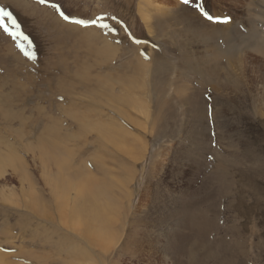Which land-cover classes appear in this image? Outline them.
I'll return each mask as SVG.
<instances>
[{
    "label": "rangeland",
    "instance_id": "1",
    "mask_svg": "<svg viewBox=\"0 0 264 264\" xmlns=\"http://www.w3.org/2000/svg\"><path fill=\"white\" fill-rule=\"evenodd\" d=\"M53 4H59L72 20H64ZM199 4H203L219 20L206 19L197 7ZM0 7L12 12L19 25L16 29L8 20L10 31L20 33L9 35L0 27V153L6 157L15 154L21 160L18 164L24 166L23 169L19 166L16 169L14 166L17 164L9 166L0 161V255L7 259L1 264L44 263L43 260L30 259L26 256L28 254L33 258L47 255V264H178L180 259L184 263L187 258H183L178 250L179 238L185 235L181 244L187 249L194 244V239L189 237L190 229L183 225L190 213L186 214V210L197 207L195 195H203L206 191L203 188L210 184L213 189L215 180H219L217 177L208 178V171L206 175H201L198 170L202 163L211 162L210 157L206 158L208 153L193 150L197 145L192 136L198 129L201 135L198 134V140L205 142L208 137L211 149L218 156L225 155L230 165L227 181L235 184L230 200L235 201L236 194L241 190V204L244 202L242 206H245L241 207V216L235 211L224 210L222 217L219 215L220 226L228 228L240 223V257L246 260V264H264L262 216L245 212L253 207L258 198L260 203L263 202L262 208L264 205V56L243 46L239 38L248 36L250 29L255 28L264 41V0H190L188 4H184L183 0H47L46 3L40 0H0ZM163 7L171 8L172 14L166 15L158 10ZM183 9L192 12L208 26L230 27L237 38L240 48L237 53L234 47L226 46L223 37L217 38L219 47H227L225 56L220 59L223 67L220 85L224 89L215 88L209 78L207 80L199 75L186 61V54L193 63L198 62L202 55L211 57L212 45L203 41L194 43L189 35H185L182 26L172 18ZM145 14L155 16L150 21L153 30L144 20L142 15ZM77 19L97 20V23L85 25L72 22ZM101 24L108 27L103 28ZM91 34L96 37L95 40L90 38ZM107 45L114 51L106 58L99 52ZM25 52H34L35 59ZM228 52L235 53L231 59L226 55ZM138 61L147 66L137 73ZM124 71L126 75H123ZM125 84L128 87L125 88ZM181 85L192 88L197 100L201 96L205 99L207 119L204 118V123L207 125L195 124L194 109L182 101L178 92ZM128 89H131L129 96L124 95ZM111 95L132 97L134 104L116 103ZM200 105L197 104V107L200 108ZM217 112L219 119L215 116ZM82 117L86 120L85 124L82 121L86 125L84 131L87 129L89 132L78 136L76 118ZM105 122L124 129L126 134L129 133L126 138L129 137L131 142L137 137L139 149L142 148L139 157L131 154L134 159H125L128 169H131V173L125 175L127 178L123 185V190L128 192L122 198L119 222L110 232L112 239H106L107 243L113 240L112 244L117 246L105 245V237L100 238L96 234L88 240L83 233L85 228L74 221L77 220L74 218L76 212L71 214L77 199L74 188L78 185L77 180L71 178H74L77 168L85 163L87 172L98 178L102 173L94 167L96 160L103 162L106 168L117 170L112 166L113 157L124 156L123 150L137 152L133 151L134 145L119 142V138H116L117 143H113L118 132L114 135L110 131L112 135H107L102 140L105 143H102L97 131H92L89 126ZM219 123H226L225 131L217 129ZM207 127L209 134L203 130ZM47 128L58 130L62 149L54 155V151L47 147L51 151L47 153L50 155L48 159L39 152V141L44 144L49 141L45 137ZM75 136H78L77 139L73 138ZM31 145L34 149L36 146L37 151ZM30 147L33 153L28 150ZM70 153L73 156L71 159ZM197 154L199 159L196 164L183 157ZM42 158L45 163L48 160L53 163L48 161L45 164L41 162ZM56 159L61 164V159L70 162V168L64 163L58 168L54 163ZM238 170L241 171V178ZM20 173L27 175L30 184L19 179ZM67 180H73V185L66 191L67 197L62 204L69 211L72 225L60 221L64 213L60 212L61 195L56 192V189L64 187L62 183ZM47 182L50 184L47 185ZM30 191L35 203L39 199L42 201V212L33 213L25 206ZM157 191L162 197L156 198ZM35 195L38 196L36 199ZM6 197H12L11 201H6ZM14 201L19 206H15ZM186 201L196 206L189 204L191 207H186ZM80 217L83 218L82 215ZM135 222L138 225L134 228ZM90 241L96 244L95 249Z\"/></svg>",
    "mask_w": 264,
    "mask_h": 264
},
{
    "label": "bare ground",
    "instance_id": "2",
    "mask_svg": "<svg viewBox=\"0 0 264 264\" xmlns=\"http://www.w3.org/2000/svg\"><path fill=\"white\" fill-rule=\"evenodd\" d=\"M236 2V1H235ZM238 2V1H237ZM239 3V2H238ZM235 4V3H234ZM246 7V6H245ZM175 9V8H174ZM230 9V8H229ZM147 10V9H146ZM159 11L162 10V13L163 14H166V15H171L172 13L170 12L171 11V8H165L163 7L162 9H158ZM164 11V12H163ZM176 11V10H175ZM238 11V10H237ZM235 11V12H237ZM239 12V11H238ZM246 12V10H245ZM150 13V12H149ZM241 13V12H240ZM244 14V12H242ZM242 14V15H243ZM239 15V14H238ZM246 15V14H245ZM144 20L147 21V25H151L150 24V21H152L154 19V15H151V14H145V15H142ZM238 17V16H237ZM236 17V18H237ZM240 17V16H239ZM173 19L176 20V22L182 26L183 28V31L185 32V35H189V38H191L193 40L194 43L196 42H199V41H203L204 43H206L207 45H212V47L210 46V51H212V56L211 57H207V56H203L201 58H199L197 61L198 62H195L193 63L192 60L190 59L189 57V54H186L185 58H186V61H188V63L191 65V67L199 73V75H201L202 77H204L205 79L209 78L210 80V83H214V87L215 88H219L220 89H224L225 87L224 86H221L220 85V80L222 78V70H223V67L220 63V59L222 57L225 56V51L226 48L228 47V45H230L232 48L234 47V49H236L237 51H235L236 53L239 52L240 48L238 47V41H237V38L234 37V34H233V31L230 30V27H221V26H213V25H209L206 24L205 22L199 20L198 18H196L195 16L192 15V12L190 11H184V9L182 10L181 13L179 14H176L173 15L172 17ZM239 19V18H238ZM248 26V25H247ZM152 27V30L154 29L153 27V24L151 25ZM249 27V26H248ZM66 31V30H65ZM152 33V32H150ZM87 36L89 33H86ZM90 35V34H89ZM153 35V34H152ZM90 37V36H89ZM219 37H223L225 42H226V46L223 45V47H219L216 43H217V38ZM90 38H94V40L96 39L95 36H92L91 34V37ZM240 41H241V44L243 46H246L248 49L250 48V50L252 49L254 52H257V54H260L261 56H264V41L262 40V37L260 35V33L255 29V28H251L250 29V33L248 34V36L246 37H240ZM102 43V42H101ZM236 43V44H234ZM105 44V43H104ZM103 44V45H104ZM107 44V43H106ZM234 44V45H233ZM102 45V47H103ZM241 45V46H242ZM95 46V45H94ZM112 47L110 46H104V49H101V51L99 53H101V55H103L104 57L107 58V56H110L111 53H113L114 50L111 49ZM229 50V49H228ZM227 50V51H228ZM116 51V50H115ZM97 52V51H96ZM95 52V53H96ZM246 52V51H245ZM211 53V52H210ZM93 54V52H92ZM97 54V53H96ZM235 53L232 52V53H229L226 54L227 56L231 57L234 55ZM102 56V57H103ZM101 57V58H102ZM229 60V59H228ZM134 63V62H133ZM137 65V73L142 70L144 68H146V66L142 63H138L136 64ZM133 67H136V66H133ZM170 67V66H169ZM173 67V66H172ZM124 68V67H122ZM126 68V67H125ZM149 68V67H148ZM147 68V69H148ZM232 68V67H231ZM126 70V69H125ZM132 71V70H131ZM141 71V73H142ZM226 72V71H225ZM125 73V71H124ZM226 74V73H224ZM123 75H126L123 74ZM122 75V76H123ZM131 75V74H130ZM135 75V74H134ZM155 75V74H154ZM161 75V74H159ZM133 76V74H132ZM139 76V75H138ZM141 76V75H140ZM226 76H228V73L226 74ZM126 77V76H125ZM157 77V76H155ZM162 77V76H161ZM164 78V77H163ZM141 79V78H140ZM128 80V79H127ZM135 80V79H134ZM208 80V79H207ZM129 81V80H128ZM235 83V82H233ZM120 84V83H118ZM136 84V83H135ZM175 84V83H174ZM236 84V83H235ZM132 85V84H131ZM119 86V85H118ZM121 86V84H120ZM135 86V85H134ZM175 86V85H174ZM225 86L227 87L228 85L225 84ZM125 88L128 87L126 84L124 86ZM133 87V85L131 86ZM140 87V86H139ZM157 88V87H156ZM105 89V88H104ZM120 89V88H119ZM162 89V88H161ZM115 90V89H114ZM121 90V89H120ZM124 90H127V89H124ZM159 90V88H158ZM129 91H131V89H128V91H124V95H128L129 96ZM133 91V89H132ZM135 91V90H134ZM198 91V90H196ZM119 92V91H118ZM178 92L180 94V97L182 99V101L186 104L189 105V107L191 106L192 110L194 109V111L192 112L193 113V119L195 121V124H199V125H203V124H206L204 123V118L206 117L207 119V113H206V107H205V99L201 96V98L199 100L196 99L195 97V92L192 90V88L188 87V86H184V85H181V87L178 89ZM114 93V92H113ZM135 92H133V95H134ZM111 94V93H110ZM119 94V93H118ZM117 96V94H115ZM115 95H111L110 98L113 99L116 103H125L124 105L126 104H134V100H132L131 98L132 97H116ZM120 95V94H119ZM135 98V97H134ZM161 98V97H160ZM206 98V97H205ZM123 99V100H121ZM125 99V100H124ZM159 99V98H158ZM220 99V98H219ZM122 101V102H121ZM124 101V102H123ZM215 101H216V98L215 100L213 101V104H215ZM111 102V101H110ZM200 108L197 107V104H200ZM208 103V102H207ZM113 106V105H112ZM128 106V105H127ZM120 107V106H118ZM137 108V107H135ZM116 109V108H115ZM119 111V113L125 115L122 111H120V109H116V111ZM137 111V110H136ZM222 113V112H221ZM76 116V115H75ZM216 118L219 119V113L217 112L216 113ZM77 117V116H76ZM85 117V116H84ZM86 120L87 119V116L85 117ZM215 118V119H216ZM224 118H225V115H224ZM73 119V117H72ZM74 120V119H73ZM83 117L82 118H76V123H77V128L79 130V135H81L82 133H88L87 132V129L84 131L86 125H83L82 121L84 122V124L86 123V121ZM112 120V119H111ZM156 121V120H155ZM215 121V120H214ZM228 121V120H227ZM103 122V121H102ZM131 122H135L134 120H131ZM219 122V121H218ZM228 124V123H227ZM90 125V124H89ZM150 125V124H149ZM207 125V124H206ZM140 126V125H139ZM142 126V125H141ZM151 126V125H150ZM224 126H226V123L225 124H220L218 125V130H221V131H225L224 129ZM229 126V124L227 125ZM91 128L92 131H97V136L99 137V139L102 141L104 139H106V136L108 135L110 137V135L112 134H109L110 131L113 132V134L115 135L117 132L119 133L118 136L111 138L113 139V143L116 142L117 143V140L116 138H119L118 141L119 142H124V143H128V144H132L134 145V148L133 151H137L136 153H131L130 150H123V154L124 156H122L121 158H117V157H113L112 159V166L113 167H117L118 169L115 170V169H109V168H106L105 165L103 164V162H98L96 159V162H94V167L98 170H100L99 172L102 173V176L101 177H96V176H93V174H90V171H88L85 163L83 164V167H79L77 168L78 171L74 173V178H71L73 179L74 181L77 180V183L78 185H76V188H74V190L77 191V199H75V203H74V208L72 207L71 209V214L74 213L76 216H74V218L76 217L77 220L74 219L75 222H77V224L80 226V227H84L85 228V231L83 232L85 235H86V238L88 240H90V237L94 236L95 234L97 236H99L100 238H104V244H112L113 243V240L112 242L110 243H107V240H111L112 239V234L110 232H112L113 230V226L115 227L116 224L119 222V218H120V215H121V207L122 206V198L125 196V192H128V191H124L123 188L125 186V179L127 178L125 175L127 173H131V169H128L127 167V163H125V159L127 157V159H134L133 157L136 158V156L139 157V150L142 149L140 148L139 149V145H138V141H137V137L135 139L129 141V137L126 138V135H128L129 133L126 134V131H124V129H120V128H117V125H116V129L114 127V125H107V123H101L99 126L98 125H93V126H89ZM203 127V126H202ZM233 127V126H232ZM90 130V129H89ZM90 130V132L92 133V131ZM121 130V132H120ZM152 131V129H149ZM204 132H207L209 134V128L207 127L206 129H203ZM44 133V132H43ZM226 134V132H223ZM222 133V134H223ZM229 133V132H227ZM59 132L58 130L56 131V129H52V128H47L46 132H45V137H47L46 140H48L49 138V141L47 142H50L49 144H44V143H40L41 141H39V152H41L42 154H44L47 159L49 158L50 155H48L47 153L48 152H51L47 147H50V149H52L54 151V155H56L57 153V150L59 152H62V149L61 148V143L59 141V139L61 140V136L59 137L58 136ZM82 134V135H83ZM198 134H199V129L197 132L194 133V135L192 136V139H194V142L195 144L198 146H196V148H193L194 151L198 152V153H201V152H205V153H208L207 157H210L211 158V162H204L202 163V165L198 168L199 172L201 173V175L203 174H207V171H208V178H214L217 177L219 178L218 182L217 180H215V183H214V187L212 189V187L209 185L207 186L208 184H206L205 188H203V190H206L204 192L203 195H195L196 196V199L197 200V207L196 204H192L190 201H186L187 203L185 204L186 207L190 206L189 204H191V206L195 207V208H192V209H187V213L188 214L189 212V215H188V219L186 221H184L183 225L186 224V226H188V229H190V240L194 239V244L192 246L191 249H187L185 246H183L181 244L182 240L184 239L185 235L183 234L181 237L180 234L179 235V239H180V243L179 246H178V250L181 252V255L183 256V258H187V260H185V262L183 263L180 259V261L178 262V264H246V260H242V257H240V250L242 248V245H241V224H237V225H234V226H231V227H224V226H220V221H221V218L220 216L222 217V212H224V210H228V211H235L238 213L239 216H241V207L244 208L245 206H242L244 205V202H242L243 204H241V190L236 194V197H235V201H231L230 199L233 198V191H232V186H235L234 183H228L227 181V178H228V175H227V168L230 166L229 163L227 162V160L224 158L225 155L223 157L221 156H218L217 153H215V151L213 149H211V143H210V140L208 137H206L205 142L204 141H200L198 140ZM234 134V132H233ZM24 135V134H23ZM44 135V134H43ZM41 135V136H43ZM81 135V136H82ZM200 135V134H199ZM229 135V134H228ZM78 136H75L73 137L74 139H77ZM88 136V134H87ZM96 136V135H95ZM124 136V137H123ZM201 136V135H200ZM68 137H72V136H68ZM97 137V138H98ZM113 137V136H112ZM124 138V139H122ZM42 139V138H41ZM51 139V140H50ZM53 139V141H52ZM72 139V138H71ZM73 139V140H74ZM96 139V138H95ZM233 138H231L232 140ZM40 140V139H39ZM45 141V140H44ZM52 141V142H51ZM64 141V140H63ZM129 141V142H128ZM225 141V140H224ZM38 142V140H37ZM98 142V141H96ZM112 142V140L110 141V143ZM133 142H136V144H133ZM102 143H105L102 141ZM208 143V144H207ZM234 143V141H233ZM31 144V143H30ZM115 144V143H114ZM120 144V143H119ZM230 144L232 145V143L230 142ZM237 144V143H235ZM35 145V144H34ZM101 145V144H100ZM118 145V144H117ZM116 145V146H117ZM146 145V144H144ZM194 145V144H193ZM33 147V145H31ZM38 146V145H37ZM115 146V145H114ZM207 146H209V148H207ZM32 147H30V149H28L29 151L31 150V152L33 153L34 150H36V146H35V149L33 147L34 150H32ZM64 147V146H62ZM104 147V145L102 146ZM119 147H121V145H119ZM231 147V146H230ZM105 149V148H103ZM101 148V150H103ZM119 150V149H118ZM37 151V150H36ZM69 151V150H68ZM72 153H73V150H71ZM70 151V152H71ZM191 151V150H190ZM70 153L69 156H70V159L73 157ZM122 153V152H121ZM178 153V152H177ZM212 153H215L214 155ZM40 154V153H39ZM63 154V153H62ZM61 154V155H62ZM132 154V156H131ZM185 154V153H184ZM226 154V153H225ZM15 154H10L8 157H6L5 155L1 154L0 153V161H4L5 163H8V164H5V165H9L10 164H13V165H16L17 166H14L15 168L16 167H21L22 169L24 168L23 164H21V166L18 164L19 161H21L19 158L16 157V155L14 156ZM204 155V154H203ZM222 155V154H221ZM239 155V154H238ZM44 156V157H45ZM64 156V154H63ZM192 156V155H191ZM189 157L188 155L186 156H183L184 159H186L187 161L189 162H198L197 160L199 159V155L197 154L196 156H192V157ZM41 157V155H40ZM43 157V156H42ZM57 157V156H55ZM241 157V156H240ZM180 158V157H179ZM209 158V159H210ZM233 159V157H231ZM68 159V158H67ZM131 159V160H132ZM229 159V158H228ZM236 159V158H235ZM73 160V159H72ZM181 160V159H180ZM208 160V159H206ZM234 160V159H233ZM50 162H52L51 160H48ZM47 161V162H48ZM62 164L64 163L68 169L70 168V162H67L65 160H62ZM236 161V160H235ZM43 163H45V160L44 158H42V161ZM47 162L45 164H47ZM60 161H58L56 159V161L54 162L55 165L59 168L61 167V162L59 164ZM203 162V161H202ZM212 162H216L217 164L216 165H213ZM3 163V162H2ZM42 163V164H43ZM53 163V162H52ZM180 163V162H179ZM232 163V162H231ZM235 163V162H234ZM185 164V163H184ZM1 165V164H0ZM4 165V166H5ZM12 165V166H13ZM199 165V164H197ZM232 165V164H231ZM2 166V165H1ZM0 166V167H1ZM11 166V167H12ZM73 166V165H72ZM126 166V167H125ZM129 166V165H128ZM196 166V165H195ZM216 166V167H215ZM235 166L237 167V165L235 164ZM8 167V166H7ZM14 167L12 168L13 172H14ZM47 167V166H46ZM45 167V168H46ZM86 169H85V168ZM177 167L179 168V164H177ZM186 167V166H185ZM191 169H192V166H190ZM239 167V166H238ZM237 167V168H238ZM241 167V166H240ZM10 168V167H9ZM44 168V169H45ZM75 168V167H73ZM120 168V169H119ZM11 169V168H10ZM17 169V168H16ZM180 169V168H179ZM196 169V167H195ZM47 170V169H46ZM72 170V168H71ZM120 171L122 170V172H116V171ZM184 170V169H183ZM182 170V171H183ZM232 170V169H231ZM17 171V170H16ZM20 171V169H19ZM18 171V173H19ZM185 171V170H184ZM195 171V170H194ZM237 171V170H236ZM253 171V170H252ZM22 172V171H20ZM72 172V171H71ZM112 172H115L112 174ZM198 171L196 170L195 173H197ZM210 172V173H209ZM16 173V172H14ZM25 173V172H24ZM24 173H20L18 178L23 181V182H28L29 183V179L27 177V175L25 176ZM238 173H239V177L241 178V171L238 170ZM182 174V173H181ZM2 175V174H1ZM0 175V176H1ZM17 173H16V177H17ZM58 177V176H57ZM54 179V178H53ZM59 180V177L58 179ZM73 180H70L65 183H62L64 184V187H62L61 189L57 190L56 189V192L61 195V197L59 198L61 201V204L64 202V199L65 197H67V193L66 191H69L71 186L73 185L72 182ZM61 181V180H60ZM63 181V180H62ZM56 182V178H55V181L54 183ZM189 182V181H188ZM212 183V182H211ZM50 182H47V185H49ZM72 184V185H71ZM46 185V186H47ZM219 185V186H218ZM190 186V185H189ZM187 187V186H186ZM204 187V186H202ZM33 190V188H31ZM30 189V190H31ZM129 189V188H128ZM202 189V188H200ZM31 190V191H32ZM188 190V189H187ZM186 190V191H187ZM28 192L29 194L33 193V192ZM192 191V190H191ZM194 191V190H193ZM192 191V194H194ZM196 191V190H195ZM235 191V190H234ZM26 192V191H25ZM248 192V191H247ZM161 192L157 191L156 192V198H160V196L162 197V195H160ZM189 193V192H188ZM245 193V192H244ZM29 194H26V196H29ZM34 194H36L34 192ZM190 195V194H189ZM6 196V195H5ZM12 196V195H11ZM25 196V194H24ZM37 195H35V199L38 197H36ZM181 196V195H180ZM4 198V197H2ZM15 198V197H13ZM29 199H25V206L30 208L31 211L33 213H36L37 212H42V207L44 208V205L42 203V201H40V199L38 200V203H35V200L33 198V194H31L29 197ZM180 198V197H179ZM6 201H11L12 197L9 199L8 197H6ZM162 199V198H161ZM173 199V198H172ZM171 199V200H172ZM182 199V198H181ZM194 199V198H193ZM195 199V200H196ZM229 201H228V200ZM247 199V198H246ZM259 199V198H258ZM258 199L255 200L254 202V205L252 208H250L249 210H245V212L247 214L253 212L259 216H262V220H261V223L262 225H264V205H263V208H262V204L263 202H259ZM5 200V199H4ZM15 200V199H13ZM12 200V201H13ZM66 200V199H65ZM157 200V199H156ZM160 200V199H159ZM176 200V199H175ZM188 200V199H187ZM16 201V200H15ZM14 201V205H18L17 203H15ZM166 201V200H165ZM164 201V202H165ZM170 201V200H169ZM17 202V201H16ZM41 202V203H40ZM175 202H178V201H175ZM156 203V202H155ZM168 203V201H167ZM170 203V202H169ZM185 203V201L183 202ZM183 203L181 205H183ZM9 204V202H8ZM158 204V203H157ZM156 204V205H157ZM161 204V203H160ZM166 204V202L164 203ZM171 204V203H170ZM173 204V203H172ZM246 204V203H245ZM249 204V203H247ZM163 205V204H161ZM168 205V204H167ZM62 208L60 209V212L64 213V218L63 219H60V221H62L64 224H66L67 222L70 221V216L68 215L69 214V211L67 209V207H64L63 204L61 205ZM169 206V205H168ZM190 206V207H191ZM261 206V208H260ZM13 207V206H12ZM111 208L114 209L113 212H111ZM170 208V206H169ZM168 208V209H169ZM184 208V207H183ZM159 209V208H158ZM162 209L164 210V208L162 207ZM247 209V208H246ZM46 211V209H43ZM172 210V209H171ZM175 210V209H174ZM179 210V207L178 209L176 208V211ZM223 210V211H221ZM43 211V212H45ZM58 211V210H57ZM161 211V210H160ZM59 212V211H58ZM172 212V211H170ZM192 212V213H191ZM226 212V211H225ZM160 213V212H159ZM163 213V212H162ZM169 213V211H168ZM184 213V211H183ZM42 214V213H41ZM167 214V213H166ZM171 214V213H170ZM169 214V215H170ZM178 214V212H177ZM42 215H45L42 214ZM60 215V214H59ZM80 215H82L83 218L80 217ZM163 215V214H162ZM180 215V214H179ZM177 215V216H179ZM220 215V216H219ZM226 215V213H225ZM61 216V215H60ZM62 216V217H63ZM167 216V215H165ZM185 217H187L185 214H184ZM224 216V215H223ZM158 217V216H157ZM164 217V216H163ZM162 217V219H163ZM172 217V216H171ZM244 217V216H243ZM251 217V216H250ZM72 218V217H71ZM161 218V217H160ZM167 219V218H166ZM183 219V218H182ZM159 220V219H158ZM181 220V219H180ZM170 221V220H169ZM66 222V223H65ZM167 222V220H166ZM248 222V221H247ZM62 223V224H63ZM73 223V222H72ZM71 222H69V224L72 225ZM162 223V222H161ZM224 223V222H223ZM227 223V222H226ZM237 223V222H236ZM249 223V222H248ZM253 223V222H252ZM68 224V225H69ZM163 224V223H162ZM166 224V223H164ZM136 225H138L137 222L134 223V228L136 227ZM174 225V224H173ZM225 225V224H223ZM67 227V225H64ZM74 226H77V225H74ZM175 227V226H174ZM182 227V226H180ZM264 227V226H263ZM78 228V227H76ZM43 229V228H42ZM71 229V227H70ZM178 229V228H177ZM81 230V229H80ZM115 231V230H114ZM169 231V230H168ZM176 231V230H175ZM170 232V231H169ZM117 233V232H116ZM133 233V232H132ZM82 234V233H80ZM173 234V233H172ZM83 235V234H82ZM171 235V234H170ZM134 236V235H133ZM176 236V235H175ZM167 238L169 236H166ZM188 237V236H187ZM33 238V237H32ZM114 238V237H113ZM120 238V237H119ZM129 238H130V234H129ZM151 238V237H150ZM85 239V238H84ZM107 239V240H106ZM175 239V238H174ZM86 240V239H85ZM115 240V239H114ZM32 241V240H31ZM115 241H119L118 239H116ZM114 241V242H115ZM91 242V241H90ZM94 242V241H93ZM133 242V241H132ZM173 242V241H172ZM92 243V242H91ZM90 243V244H91ZM116 243V242H115ZM118 243V242H117ZM187 243V242H186ZM191 243V242H190ZM44 244V242L42 243ZM103 244V243H102ZM170 244V242H169ZM176 244V243H175ZM184 244V243H183ZM37 245V244H35ZM44 245H47L46 243ZM92 248L95 249V246L96 244L92 243ZM107 245V246H108ZM113 245V244H112ZM116 245V244H115ZM113 245V246H115ZM119 245V244H118ZM174 245V244H173ZM48 246V245H47ZM45 246V247H47ZM117 246V245H116ZM189 246V245H187ZM171 247V246H170ZM50 248V247H49ZM97 248V247H96ZM99 248V247H98ZM109 249H112L111 247ZM165 249V248H164ZM105 250V249H103ZM167 249H165L166 251ZM108 251V250H106ZM104 251V252H106ZM111 251V250H110ZM109 251V252H110ZM245 251V250H244ZM25 253V252H24ZM178 253V252H177ZM178 255V254H177ZM28 256L30 259H35V260H43L45 264L48 263V259L49 257L47 255H45L46 257H32L31 255H26ZM180 256V255H178ZM40 258V259H39ZM0 262H2V260H7L6 257L4 255H0ZM7 264V262H4ZM2 263V264H4ZM43 263V264H44ZM1 264V263H0ZM9 264V263H8ZM14 264V263H13ZM176 264V263H175Z\"/></svg>",
    "mask_w": 264,
    "mask_h": 264
},
{
    "label": "snow or ice",
    "instance_id": "3",
    "mask_svg": "<svg viewBox=\"0 0 264 264\" xmlns=\"http://www.w3.org/2000/svg\"><path fill=\"white\" fill-rule=\"evenodd\" d=\"M41 3H46L47 0H40ZM184 4H188L190 3V0H183ZM53 7L56 8L61 17L64 20H72V17L65 14L64 10L61 8V6L59 4H53ZM199 11L202 13V15L208 19V20H214L217 19L219 20V18L212 16L203 6V4H199L197 5ZM102 19V18H101ZM11 20L12 21V26L15 27L16 29H19V25L17 24L15 18L13 17L12 12H10L9 10H7V8L5 7H0V27H2L6 32L9 33V35H18L20 34L18 31L17 32H11L9 29V26L7 24V21ZM72 22L76 23V24H96L97 20H83V19H77V20H73ZM227 22V21H225ZM101 27L103 28H107L108 25L106 24H101ZM26 55H28L30 58L35 59V53L34 52H25Z\"/></svg>",
    "mask_w": 264,
    "mask_h": 264
}]
</instances>
